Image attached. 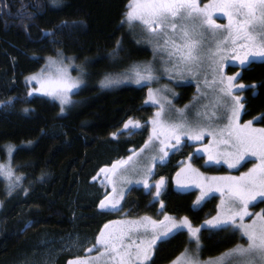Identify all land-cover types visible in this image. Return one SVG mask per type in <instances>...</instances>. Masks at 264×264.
Masks as SVG:
<instances>
[{
    "label": "trees",
    "instance_id": "trees-1",
    "mask_svg": "<svg viewBox=\"0 0 264 264\" xmlns=\"http://www.w3.org/2000/svg\"><path fill=\"white\" fill-rule=\"evenodd\" d=\"M4 2L11 8L0 11V101L17 99L14 106L0 108V155L4 147L16 146L12 165L23 179L11 196L0 179V264H68L83 257L103 226L121 214H100L103 190L91 182L93 177L101 168L126 159L146 141V122L156 111L145 103L146 86L100 87L105 73L114 74L109 54L119 41L120 66L147 59V55L121 23L130 0H62L59 7H53L50 0ZM37 3L42 7H32ZM22 5H28L34 19L21 21L18 11ZM59 28L63 31L53 43L54 38L46 34ZM57 50L84 64L86 74L83 89L74 95L80 101L64 113L54 102L28 96L25 83L47 58L57 56ZM255 75L253 79L264 85V66ZM252 101L242 113V122L263 113L264 87H259V98ZM129 118L144 127L134 135L114 139L112 134L123 129ZM256 124L264 128V115ZM215 169L211 172H225L221 167ZM161 176L167 179L160 198L165 205L163 213L187 216L194 226L215 214L216 196L193 209L195 192L177 193L172 171L157 167L154 179ZM159 204L143 188L135 187L126 194L122 213L130 218L159 219L163 216ZM203 235L201 258L217 257L242 242L238 234L220 233L210 239L207 232ZM65 241H70L67 248ZM187 241L183 234L158 244L155 264L171 263L189 247Z\"/></svg>",
    "mask_w": 264,
    "mask_h": 264
},
{
    "label": "snow or ice",
    "instance_id": "snow-or-ice-1",
    "mask_svg": "<svg viewBox=\"0 0 264 264\" xmlns=\"http://www.w3.org/2000/svg\"><path fill=\"white\" fill-rule=\"evenodd\" d=\"M61 3L62 0H50L53 7H59ZM32 7L39 9L42 6L37 3ZM6 8L10 10L11 5L0 0V11ZM27 8L28 5H22L18 11L21 21L34 19V13L28 12ZM217 14L226 18L227 23H217ZM137 22L155 39L157 48L167 54L176 71L198 72L204 67L205 61L208 62L213 73L211 85L218 87V100L230 112L228 123L217 130L211 128L210 124L205 127L199 122L193 126L183 118L182 113L180 122L165 119V104L161 101L166 97H161L160 90L151 87V83L157 79L151 63L133 64L130 69L115 75L105 73L99 81L102 89L126 82L146 86L148 99L145 103L159 105V110L146 122L151 124L152 132L139 152H133L127 160L112 163L111 167L101 168L97 173V177H103L100 181L102 187L111 186V192L106 191L99 202L100 214L122 212L121 201L127 194L124 186L142 185L146 194L152 196L154 202L160 203L163 219L144 216L111 221L103 226L85 255L68 264H155L153 256L158 244L183 234H187L189 247L172 264H264V210L259 213L249 210L250 206L264 202V128L253 127L251 120L244 124L239 122L244 103L237 94L246 88L255 89L257 85L236 83L242 72H236L235 75L225 72L230 61L238 62L243 71L258 60H264V0H208L202 6L200 0H130L121 23L134 25ZM24 27L27 29L28 25ZM60 31L63 29L54 30L46 36L51 35L55 43ZM205 34L210 35L215 42V47H209L206 52L202 50ZM177 40L181 43H177ZM120 51L121 43L118 41L109 55L115 59ZM57 56L60 57L59 61L52 58L48 60V66L60 65L57 75L50 77L42 73L26 78L27 83L35 81L39 84V88H33L27 95L40 92L49 96L59 102L60 111L64 113L66 108L75 104L72 94L83 84L84 68L77 66L81 75L73 78L68 67L64 66L62 52L57 50ZM208 83L205 77V84ZM16 99L0 101V108L14 106ZM24 111L29 109L25 108ZM215 115L213 111L212 116ZM205 118H208L207 114ZM142 127L144 125L139 120L129 118L123 129L112 135L114 139L124 134L134 135ZM206 137H211V140L202 147L193 144L195 151L188 157L186 165L176 173L178 189L187 191L195 187L200 191L193 209L201 206L214 193L220 194L216 214L199 226H194L187 216L173 217L163 213L165 205L160 198L166 188V179L161 176L154 183L149 181L155 175L153 169L156 164H164L169 154L179 151L185 140L202 142ZM6 148L9 163L0 164V176L8 181L6 194L11 196L21 186L23 177L15 175L11 167L16 146L8 145ZM146 150L147 163L142 167L133 165L129 168L134 157L139 158ZM203 156H207L205 163L209 165L226 164L229 169H239L252 162L253 167L239 176L207 177L192 164L193 160L202 159ZM30 226V223L25 225V229ZM205 232L209 239L220 233L231 236L239 233L245 243L237 244L220 257L201 261L199 257Z\"/></svg>",
    "mask_w": 264,
    "mask_h": 264
},
{
    "label": "rangeland",
    "instance_id": "rangeland-1",
    "mask_svg": "<svg viewBox=\"0 0 264 264\" xmlns=\"http://www.w3.org/2000/svg\"><path fill=\"white\" fill-rule=\"evenodd\" d=\"M124 19H125V17H124ZM124 24L127 27V31L131 34L133 41L137 43L139 48H141L143 51L146 52L147 59L139 60L137 63L128 64L127 66L124 67V65L120 66L119 62L121 59L119 60V57L113 59L110 56L109 60L111 61V64L114 65V69H113L114 75L117 73H122V72L130 69L133 64L151 63L153 66L154 75L157 77V79L151 83V87L154 90L159 89L160 90V96L166 97V99H162V101H161L162 103L165 104V119L169 120L170 122H180L181 113H182L183 118H185L193 126H195L199 122L202 126H205V127H207L210 124L211 128L217 129V130L224 128L225 125L228 123V116L230 115V112H228L226 110V108L224 107L223 103L218 100V97L220 96V93L218 91V87L211 85V81H212L213 77H211V78L208 77V79H207L209 82L207 84L208 86L205 84V77H207V76H205L204 74L205 73L207 74V72L211 71V67L208 65V62L205 61L204 67L202 69H200L198 72L195 70L191 73L188 71L178 72L173 68V64L172 65L169 64L170 60L168 59L167 54L157 48L155 39L150 37L147 34V32L144 31L143 27L138 22L134 25H129L128 23H124ZM178 32H179V29H178ZM161 43H162V41H161ZM177 43H181V41L177 40ZM209 47H211V44L205 45V47L203 46L202 50L204 52H206ZM62 55L64 58V66L68 67L69 74L73 78L80 77L81 74H80L77 66H82L84 68V64L77 63L72 56H66L64 54H62ZM51 58L54 60H57V61H59V59H60V57H58V56L51 57ZM48 60H49V58H47L44 61L42 67L37 72L28 75L26 78L33 76V75H40L42 73L45 76L55 77L57 75V68L60 65L54 64V65L48 66ZM166 60H169V61H166ZM171 63H172V61H171ZM165 69H168V70L166 71ZM211 72H209V73H211ZM197 74H199L201 76L197 78ZM85 75L86 74L84 71V75L82 77L83 84L81 85V87L79 89L74 90V93L72 94V99L75 101V104L66 108V110L75 107L77 105L78 101H80V100H76L74 98V95L83 89V87L85 85V79H86ZM26 78H25V83L28 86V89H29L28 91H31L33 88H39V84H37L35 81H32L31 83H27ZM199 83L203 84V89H199V91H198V89L196 87V88H194V91H192L193 93H191V91L187 90L188 88L193 89L194 84L197 86ZM126 85L134 86V87H142L141 85H137L135 83L126 82V83H122V84L113 86L111 88H104L103 90H111V89L118 88L121 86H126ZM177 87H183L184 89L181 91L180 90L177 91L176 90ZM188 94H189V96H188ZM32 96L42 97V98H45V99L59 105L58 101H55L51 97L45 96L40 92H36ZM189 97H191V100L186 101ZM183 98H185L186 100L182 101L181 99H183ZM147 99H148V87H147ZM173 100H175V102H173ZM176 100H178V103H176ZM169 101H170V103H168ZM179 101L181 104H179ZM149 104H151V103L149 102ZM151 105H153V104H151ZM153 106L156 108V111H155V113H156L159 110V105H153ZM186 106H187V108H186ZM213 111H215V113H216L215 116H212ZM242 113H243V110H241L239 122L241 124H244L248 121H243V122L241 121ZM205 114H207L208 118H205ZM251 121H253V127L263 128V127H260L259 125L256 124V119H253ZM151 132H152V127H150V129H149L148 137L151 134ZM148 137H147V139H148ZM147 139H146V141H147ZM210 140H211V137H206L204 139V141H202V142H193V141L185 140L182 143V145L180 146V150H182L185 146H189V147H191V149H189V150H191V152H189V153H193L195 151V147H202V145L207 144ZM145 142L137 150H135L133 152H139L140 148H142L144 146ZM193 144H195V147L192 146ZM133 152H131L129 154V156L132 155ZM2 153H3L2 156L0 155V164L8 165L9 157L7 154V148L6 147L3 148ZM146 155H148L147 150H146V153L141 154V156L139 158L134 157L133 161H131L129 164V168H131L133 165H136L137 167H142L145 163H147V160L145 159ZM127 158L122 159V160H127ZM251 159L254 160V158H251ZM206 160H207V158H205V161ZM187 162H188V160L186 161V163ZM158 164L159 163H157L155 168L153 169L155 174H156V168H157ZM192 164H193V162H192ZM202 164L212 166L211 170H216L215 168H218V167L225 169V172H211V171L210 172H204V171L200 170L207 177H213V176L222 177V176H230V175L231 176H239L242 172H246L249 168L253 167L252 162L247 163L246 166H242L239 169H229L226 164L209 165V164H206L205 162H202ZM185 165L186 164H184L182 167H184ZM11 167L15 172V169L13 168V165H12V157H11ZM193 167L197 168L194 164H193ZM180 169L181 168H179L178 171H180ZM15 175H18V174L15 172ZM173 178H174L173 179L174 188L176 191L181 192V193L195 191V200H196V198L200 194V191L198 188L193 187V188L188 189L187 191L180 190L177 188V185H176V174ZM0 179L4 182L5 187H6L8 181L3 176H0ZM156 180H159V179H154V176H153L149 182L154 183ZM100 187L104 191H106L105 187H102V186H100ZM124 187H125L126 193H128L129 188L130 189H133L135 187L143 188L142 185H125ZM107 189L109 190V192H111V186L110 185L107 187ZM153 192H154V189H153ZM214 196H216L218 198V202H217V206H218L220 204V194L219 193H214L212 196L207 197L206 200L202 203V205ZM151 198H152V196H151ZM123 201H121V204H123ZM258 203H260V202H258ZM201 206H199V207H201ZM159 210H161L160 204H159ZM249 210L253 213H259L262 210H264V204L262 207L250 206ZM216 211H217V209H216ZM120 213L121 214L119 215V218L117 220H114V221H119V220H124V219H139V218H141V217L130 218V217L125 216L122 212H120ZM215 214H216V212H215ZM142 217H144V216H142ZM153 219H157V218H153ZM159 219H163V217L162 218L160 217ZM246 222H250V220H246ZM237 234L240 237V234L239 233H237ZM241 240H242V242H240L239 244H244L245 243L244 239L241 238ZM67 244H70V241L64 242V245L66 248H67ZM95 254L96 253H93L92 255H95ZM221 255H219L217 257H220ZM217 257L201 258V253H200L199 258L201 261H208L210 259H215ZM169 264H172V262Z\"/></svg>",
    "mask_w": 264,
    "mask_h": 264
},
{
    "label": "flooded vegetation",
    "instance_id": "flooded-vegetation-1",
    "mask_svg": "<svg viewBox=\"0 0 264 264\" xmlns=\"http://www.w3.org/2000/svg\"><path fill=\"white\" fill-rule=\"evenodd\" d=\"M200 2H201V6H202L204 3H208V0H200ZM217 17L218 18L214 17V18H216L217 23H219V24H226L227 23V19L220 16V14H217ZM202 43H203L204 47H205V45H209V44H211V47H213V48L215 47V42H214L213 38L208 34H205V36L202 38ZM166 61H169V60H166ZM169 64H171V65L173 64V63H171V60L169 61ZM263 66H264V60H258L257 62L247 66L243 71L239 67L238 62H234V61H230L229 64L225 67V72L227 75H235L236 72H242L241 78H239L236 81V83H243L245 85H252V84L257 85V87L255 89H247L246 88L245 90L237 93L238 95H240L242 97V102L244 103V109H243L244 112H247V109L249 107H251V105L254 102L252 100H257V98H259L260 83H258L256 80H254L253 77L256 76L255 75L256 70L262 68ZM209 72H211V71H209ZM209 72H207V74L206 73L204 74L205 76H207V79H208V77L209 78L213 77V73L212 72L209 73ZM200 76L201 75L197 74V78ZM196 87H197V89L198 88L203 89V84L199 83L197 86L194 84L193 89L188 88V90L191 91V93H193L192 91H194V88H196ZM183 89H184L183 87H177L176 88L177 91H179V90L181 91ZM188 96H189V94H188ZM189 98L186 101H190L191 97H189ZM173 102H175V100H173ZM176 103H178V100H176ZM179 104H181L180 101H179ZM262 111H263L262 114L255 117L256 123L259 122L261 120L262 116L264 115V107H263ZM150 127H151V125L149 124V129H150ZM189 149H191V147L185 146L182 150L174 151V153L169 154V156L166 158V162L164 164L159 163L157 165V167H162L163 169L167 168L168 171L169 170L172 171V177H171L172 182L174 179L173 177L178 172L179 168H181L184 164H186L188 157L192 154V153H189V152H191V150H189ZM205 158H207V156H203L202 159L193 160L192 162L199 170L204 171V172H210L212 166L202 164V162H205ZM101 179L102 178L100 176V177H98L97 181L95 182V184L99 185V187L101 186V182H100ZM166 182H167V179H166ZM173 188H174V182H173ZM174 190H175V188H174ZM106 191L109 192V190L107 188H106ZM106 191L103 190V198H104ZM176 192L181 193L178 191H176ZM192 192H195V191H192ZM186 193H191V192H186ZM111 213H117V212H111ZM117 219H115V220H117Z\"/></svg>",
    "mask_w": 264,
    "mask_h": 264
},
{
    "label": "water",
    "instance_id": "water-1",
    "mask_svg": "<svg viewBox=\"0 0 264 264\" xmlns=\"http://www.w3.org/2000/svg\"><path fill=\"white\" fill-rule=\"evenodd\" d=\"M95 177H97V174H96V176H95ZM101 178H103V177L101 176ZM97 179H98V177H97ZM97 179H95V180H94V179H92V181H91V182H92V183H95V182L97 181Z\"/></svg>",
    "mask_w": 264,
    "mask_h": 264
}]
</instances>
